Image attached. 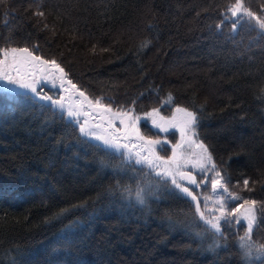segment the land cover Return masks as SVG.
I'll return each instance as SVG.
<instances>
[{"label": "trees", "instance_id": "16d2710c", "mask_svg": "<svg viewBox=\"0 0 264 264\" xmlns=\"http://www.w3.org/2000/svg\"><path fill=\"white\" fill-rule=\"evenodd\" d=\"M232 2L3 0L0 48L28 47L56 58L89 99L103 98L114 111L135 107L142 115L158 107L171 117L176 104L204 105L198 140L231 177L230 189L257 201L261 217L264 38L255 20L231 33L230 14L221 30L214 27ZM244 3L264 18V0ZM145 41L150 46L141 48ZM168 93L175 104H163ZM139 127L144 136L161 137L145 119ZM166 136L172 143L177 139L174 132ZM84 140L74 122L41 114L38 107L0 113V264H12L13 257L19 264H241L235 240L237 231L246 230L243 219L239 227L225 228L227 248L208 251L164 218L166 210L187 211L188 200L166 196L152 202L149 212L107 194L109 185L128 177L102 168L96 142ZM73 205L85 206L53 219ZM258 223L257 235H264V222Z\"/></svg>", "mask_w": 264, "mask_h": 264}, {"label": "snow or ice", "instance_id": "6c2138e0", "mask_svg": "<svg viewBox=\"0 0 264 264\" xmlns=\"http://www.w3.org/2000/svg\"><path fill=\"white\" fill-rule=\"evenodd\" d=\"M229 14L235 18L231 33L236 34L239 26L255 20L259 34L264 38V18L246 6L244 0H234L225 6L222 13L225 19L214 27L221 30ZM35 15L43 17L44 12L38 11ZM212 27L209 25V28ZM148 46L149 41L141 44V48ZM68 77L69 73L56 58L37 56L28 47L0 48V97L5 101L0 105V113H14L20 107H38L41 114L48 111L53 117L58 114L67 123L74 122L80 136L85 138L84 142L95 141L92 147L103 153L101 167L111 169L118 177H128L126 182L117 179L114 185H109L107 194L119 195L122 200L147 208L149 212L152 202L166 196L188 200L187 211L166 210L164 218L170 226L184 227L202 245L206 244L211 252L228 247L225 228H230L233 223L239 227L243 219L246 230L242 235L237 231L235 240L241 264H264V235H257L258 221L264 222V213L258 217L257 201L243 199L230 189L231 177L216 164L208 146L198 140L196 130L204 105L190 109L176 104L174 113L180 115L179 120L175 114L172 117L163 116L158 107L142 115L136 114L135 107L114 112L111 105L102 103L103 98L89 99ZM49 85L51 89L60 90V94L45 91ZM260 98L264 99V88ZM132 103L135 105L136 101ZM175 103L173 94L168 93L163 104ZM85 104L110 114L107 124L92 125L87 119L81 123L82 115H90L83 111ZM141 119L150 121L153 128L163 133H168L170 129L178 130L180 139L172 143L167 136L152 138L142 135L139 127ZM117 121L122 127H117ZM167 146H170L171 155H161V152L169 150ZM113 157L119 159L113 160ZM243 184L248 188L249 180L245 179ZM194 188H209V193L196 192ZM241 200L242 203H236ZM232 203H236V207H230ZM84 206L61 209L53 219L65 217ZM75 223L70 222L65 230H71ZM12 264H19L18 257L12 258Z\"/></svg>", "mask_w": 264, "mask_h": 264}, {"label": "rangeland", "instance_id": "374dc122", "mask_svg": "<svg viewBox=\"0 0 264 264\" xmlns=\"http://www.w3.org/2000/svg\"><path fill=\"white\" fill-rule=\"evenodd\" d=\"M26 70L27 69H22V71H26ZM46 87L51 88L50 85L49 86H46ZM54 90H58V89H54ZM83 111L90 113V115H88V116L82 115L81 118H80L81 123L83 122V120L87 119L89 121V123L92 124V125H95L97 123H103V124L106 125L107 124V119L111 118L110 117V114L104 112L102 109L89 108L87 106V104H85V107H84ZM175 115H176L177 120H179L180 119V115L179 114H175ZM116 123H117V127H122L121 125H119V122L118 121ZM149 123L151 124L150 121H149ZM155 130L158 131L161 134V137L160 138H163L164 136H166L169 133H173V132L176 133L177 139L173 143H176L180 139L179 131L176 130V129H170L168 133L160 132L158 129H155ZM157 138H159V137H157ZM167 139H168V137H167ZM133 142H135V141H133ZM168 147L170 148V146H168ZM168 155H171V151L168 153ZM194 191H196V192H203L205 194H208L209 193V188H200V189L194 188ZM236 203H232L230 205V207H236Z\"/></svg>", "mask_w": 264, "mask_h": 264}]
</instances>
